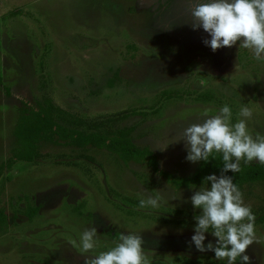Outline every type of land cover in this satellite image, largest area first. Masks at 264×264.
<instances>
[{
    "label": "rangeland",
    "instance_id": "374dc122",
    "mask_svg": "<svg viewBox=\"0 0 264 264\" xmlns=\"http://www.w3.org/2000/svg\"><path fill=\"white\" fill-rule=\"evenodd\" d=\"M199 2L207 0H0V166L15 145L20 107L47 94L90 121L141 111L116 125L133 126L134 143L175 177L199 164L187 159L184 130L225 105L230 125L245 120L253 139L264 138V60L241 41L213 52L210 35L192 27ZM39 152L0 172V264H84L115 248L120 234L140 235L150 264H227L207 247L218 246L212 228L205 251L192 240L203 209L191 198L211 182L175 188L148 164L95 146L42 142ZM239 190L255 215L246 254L264 264V183ZM157 196L159 207L140 206ZM92 227L95 247L83 252L81 235Z\"/></svg>",
    "mask_w": 264,
    "mask_h": 264
},
{
    "label": "clouds",
    "instance_id": "9594fccd",
    "mask_svg": "<svg viewBox=\"0 0 264 264\" xmlns=\"http://www.w3.org/2000/svg\"><path fill=\"white\" fill-rule=\"evenodd\" d=\"M191 15L195 21L193 29L202 27L210 35L211 39L204 40V43L213 52L223 47L232 48L241 41V47L251 49L256 60H264V0H207L196 3ZM220 113L202 124H191L184 130L190 145L187 159L192 162L207 161L214 152L222 153L223 170L233 173L241 171V160L244 164L254 160L264 164V138L257 136L253 139L247 131L245 120L230 125L229 106H223ZM240 115L251 117L252 110L241 107ZM232 158H235V163L231 162ZM205 179L211 181L210 189L196 192L191 198L196 208L203 209V215L196 217L198 224L192 240L197 249L205 251L204 232L212 228V235L218 238V246L213 249L209 243L207 247L215 252L216 260L227 258V264H235L239 258L241 264H251L246 254L255 239V215L251 205L244 203L243 193L233 183L232 177L210 175ZM160 199L159 196L147 201L142 199L140 206L159 207ZM245 220L246 223L242 222ZM96 235V227L82 233L83 252L95 247ZM119 240L120 243L111 251L92 258L85 257L84 264H150L143 252L145 240L140 235L120 234Z\"/></svg>",
    "mask_w": 264,
    "mask_h": 264
},
{
    "label": "trees",
    "instance_id": "16d2710c",
    "mask_svg": "<svg viewBox=\"0 0 264 264\" xmlns=\"http://www.w3.org/2000/svg\"><path fill=\"white\" fill-rule=\"evenodd\" d=\"M47 87L46 81H43ZM201 97V96H200ZM199 97V98H200ZM144 114L137 109L126 110L119 113L118 117L102 120H86L79 114L66 110L57 105L48 94L35 106L23 103L20 115L14 129L15 145L11 156L1 164L0 172L4 167L11 168L17 161L34 162L40 156L42 142L58 145L67 144L74 146H95L117 154L126 163L136 162L148 164L154 172H158L168 183L175 188L200 187L211 181L206 177L227 176L233 178V183L241 189L246 184L264 183V164L240 162L241 171L233 173L223 170V155L215 153L207 161L199 160L196 170L189 176L175 177V175L161 170L156 155L148 147H140L132 139L133 126H118L116 122L130 115ZM104 123H107L105 125ZM115 123V124H114ZM94 124V126H93ZM89 129H85L86 127ZM231 162L235 163L232 158ZM37 210L28 215L31 217ZM264 222V214L259 217ZM0 222L6 219L0 216Z\"/></svg>",
    "mask_w": 264,
    "mask_h": 264
}]
</instances>
